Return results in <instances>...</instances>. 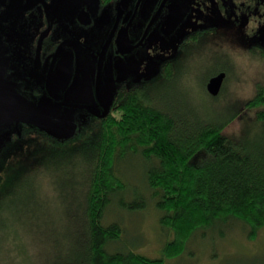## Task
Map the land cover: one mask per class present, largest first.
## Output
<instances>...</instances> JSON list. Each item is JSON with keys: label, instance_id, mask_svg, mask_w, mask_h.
<instances>
[{"label": "trees", "instance_id": "obj_1", "mask_svg": "<svg viewBox=\"0 0 264 264\" xmlns=\"http://www.w3.org/2000/svg\"><path fill=\"white\" fill-rule=\"evenodd\" d=\"M193 31L154 79L119 87L105 114L89 111L69 136L28 123L7 141L0 135V264H166L198 232L228 224L230 234L257 238L264 84L221 120L196 107L185 113L167 84L178 86L181 59L203 37ZM225 70L207 75L204 93L220 96L226 80L217 95L206 85ZM144 212L165 240L159 257L125 240L129 218ZM145 237L140 225L134 239L143 245Z\"/></svg>", "mask_w": 264, "mask_h": 264}, {"label": "rangeland", "instance_id": "obj_2", "mask_svg": "<svg viewBox=\"0 0 264 264\" xmlns=\"http://www.w3.org/2000/svg\"><path fill=\"white\" fill-rule=\"evenodd\" d=\"M133 1L126 0L120 8L118 0H0V22L6 21L12 26L13 36L10 46L12 58L0 54V71L4 68L5 73L0 78V85H6L0 89V97L4 95L5 88L10 87L24 98L17 105L23 113L20 114L18 108H12L13 117L24 114L23 117L35 120L56 135H70L71 127L86 119L90 107L100 113L104 109L101 104L112 103L121 83L119 73V76L128 75V85L139 84L143 78L154 79L162 64L176 57L179 44L188 39L187 35L212 20V28L205 26L203 37L189 45L186 57L181 59L182 68L174 78L175 82L180 81L178 86L167 84L169 89L177 90V93L170 94L175 97L176 105L185 109L196 107L208 112L212 118L217 115L221 120V115L228 116L234 111L239 99L247 105V100L256 92L257 83L264 84V8H259L258 0H246L247 6L241 1L236 8L237 13L232 9L234 0H210L205 6L197 0H170L168 12L162 20L164 36L161 37L158 30H152L145 43L136 47L137 50L126 41L125 25ZM160 1L142 0L130 25H135L133 32L137 27L141 29L144 26L143 22L151 17ZM224 2L231 4L226 6V13L218 11L219 4ZM176 3H182L192 11L181 20V27L175 34L165 30L167 34L164 23ZM262 3L264 7V0ZM83 9L91 12L92 23L79 21L78 16ZM208 12L214 16L210 18ZM116 24L114 39L101 58L100 54L114 33ZM6 30L3 29L9 36ZM51 33L61 35L59 52L54 61L46 59L42 64L33 38L36 37L37 43L44 42ZM132 37L134 34L130 36L131 43L135 40ZM2 44L0 37L1 52L4 49ZM10 68L13 72L8 71ZM220 68L226 69L227 73L223 91L221 93L220 90L218 97L208 96L200 84L207 75ZM206 88L208 90L207 85ZM185 113H189V109ZM209 115L206 117L209 118ZM7 126L2 124L0 130L7 129ZM23 126V123L11 124L9 133L21 132ZM233 126H236L235 123H231ZM227 128L231 130L230 125ZM238 129L236 126L231 132L236 133ZM5 133L6 130L0 131L3 137ZM11 133V136L5 135L6 141L12 138ZM146 213L129 218L130 230L125 240L135 250L159 257L165 240H156L155 234L160 233L159 230L156 233L152 230L159 228L156 218L150 228L146 226ZM140 225L146 236L143 245L134 239ZM228 225L198 232L190 239L185 253L168 259L166 264H264V228L257 238L249 239L247 234L240 232H232L231 235L232 224ZM219 231H222L223 238Z\"/></svg>", "mask_w": 264, "mask_h": 264}, {"label": "flooded vegetation", "instance_id": "obj_3", "mask_svg": "<svg viewBox=\"0 0 264 264\" xmlns=\"http://www.w3.org/2000/svg\"><path fill=\"white\" fill-rule=\"evenodd\" d=\"M112 1L114 2V1H117V0H112ZM118 1H120V0H118ZM134 1L132 3V6L130 5V10L131 11L129 12V18L126 21V25L129 24V21H130V19L132 17V14L134 13V11H138L139 10L140 5H141V2H142V0H136L135 2ZM197 1L200 2V3H202L203 6H205V5H209L208 3H209L210 0H197ZM241 1H243V3L246 4V6H247L246 0H234V3L232 4V9L236 13H237L236 8H237V6L241 5L240 4ZM106 2H108V1H106ZM124 2H125V0H123V3ZM170 2H171L170 0H161L160 3H159V5L157 6L155 12L151 15V17L150 18H147V20H145L143 22L144 26L141 29H140V27H137V29L135 30V32H136L135 34L133 32V30L135 28H132L133 26L131 27L130 26L131 24L129 25V30H128L129 31V35L131 36V34H134V37H132V38L135 39L134 42L132 43V46L135 47L134 49H136L137 46H141V45H143L145 43V41L147 40V38H149V35L152 32V30H155L156 29V30H158V32H159V34H160L161 37L164 36V34L161 31V27L163 25L162 20H163V18L165 17V15L168 12V9H169L168 8V4ZM258 3H259V8H264L263 5H262L263 4L262 3V0H258ZM181 5H184V4L179 3V4L175 5L174 9L168 14L167 20L164 23V27L166 26V23H167L168 19L170 18V16L173 13H175V11ZM228 5H231V4L230 3H227V2L226 3L224 2L222 4H219L218 11H220L222 13H226V11H227L226 6H228ZM122 6H123V4H122ZM248 6H249V8H251V5H248ZM189 11L190 12L192 11V9H190V7H189V10L187 8L186 14L181 18V20L185 16H187L189 14ZM208 13L211 14L212 12H208ZM136 15L134 16V18L136 17ZM213 16H214V14L213 15L211 14L210 15V18L213 17ZM181 20L177 23L176 27L178 25H181V24H179L181 22ZM212 21H207V24L206 25H201L202 28H200V31L198 30L201 33L200 35H203L204 34V31L203 30L206 28L205 26H209L210 25V28H212V26H213V25H211L212 24ZM4 28L7 29L6 31H8L9 36H7V33L5 31H3ZM174 29H172L171 31H173ZM40 31L41 32L43 31V27L40 29ZM164 31H165V29H164ZM171 31H169L168 33H171ZM193 33H194V31H191V34H193ZM0 37H1L2 41H3L2 46H4V49L2 50V52L0 50V54L2 53V54H5L8 58H10V57L12 58V49L10 48V46L13 44L12 26L11 25H8V22H6V21L0 22ZM60 37H61L60 34L59 35H57V34L54 35V33H51L50 36H48L45 39L46 42L45 41L44 42L41 41L40 43H37L36 37L33 38L34 44L35 45L37 44L38 52H39V57L42 60L41 61L42 64L44 63L43 61H45L46 59L47 60H53L54 61L55 55H58V52H59V47L58 46H59ZM25 43H27V41H25ZM23 47H24V45H23ZM33 47L34 46H32V48ZM117 51H118V49H117ZM3 70H4V68H1V71H0V76L1 77L5 75V73H3ZM8 71L13 72V69L10 68ZM119 74H118V76H119ZM11 77H12V75H11ZM14 78H17V77H14ZM129 80H130L129 77L126 80H123L120 83L121 85L119 84L120 85L119 87H121L122 85H126L127 86ZM20 97H22L21 94H20Z\"/></svg>", "mask_w": 264, "mask_h": 264}, {"label": "water", "instance_id": "obj_4", "mask_svg": "<svg viewBox=\"0 0 264 264\" xmlns=\"http://www.w3.org/2000/svg\"><path fill=\"white\" fill-rule=\"evenodd\" d=\"M124 3H123V0H120L119 1L120 8H121L122 4H124ZM186 10H187V6L186 5H181L175 11V13H173L170 16V18L168 19V21L166 23V26H165V30L169 32L172 29H174L176 27L177 23L186 14ZM137 12L138 11H134V13L132 14V17H131V19L129 21V24L125 26V28H126V36H127L126 41L129 42L128 45L131 46V47H133V46H132V43L130 41V38H128L129 37L128 36L129 31L128 30H129V25L133 22L134 16L137 14ZM118 16H119L118 18H120L119 11H118ZM78 19H79V21H81L84 24L91 23L92 20H93L92 15H91V12L87 11L86 9H83L80 12V14L78 16ZM118 21H117V23L119 24ZM118 24H116L114 33L110 37L109 41L106 43V46L103 48L102 53L100 54L101 58H102L104 52L106 51L107 47L109 46V44L114 39V35L116 33V29H117ZM134 27H135V25L132 28H134ZM135 33L136 32H134V34ZM101 61H102V59H101ZM225 76H226V73L224 71H222V72L218 73L217 75L212 76L209 79V81L207 83V87H208V90L210 91V93H212L214 95H217L220 92V90L222 88V83H223V80H224V77ZM0 78H1V76H0ZM127 78H128V75L127 74H121L120 76H118V80L119 81L121 80V82L123 80H126ZM4 86H6V85H0V89H2ZM23 101H24V98L23 97H20V93L18 91H15L13 88H10V87H8V89L5 88L4 95L2 97H0V126L2 124H8V126L6 127L7 129L4 128L3 130H0V131H5L6 130L5 135H10L11 132L9 133V130L8 129L9 128H12L11 127V124H14V125L15 124H18L19 125V123H28V124H32V125L38 126V127L42 128V129L46 130L47 132H49V133H51L53 135H56L52 131H50L49 129H47L46 127H44L43 125L39 124L38 122H35V120H32V119H28L26 117H23L24 114L22 116H15V117H13L14 115L11 112L12 108H18L19 109V107L17 105H19ZM101 105L104 106L103 108L105 110L104 111V114H105L108 111V109H109V107H110L111 104L110 105L101 104ZM19 110H20V114H22L23 113V110L22 109H19ZM89 110L91 112H93V113H97L96 111H94L93 109H91V107L89 108ZM11 115H12V117H11ZM71 128H72V131H74L75 126H73ZM11 131H12V129H11ZM57 136H60V135H57ZM67 136H69V135H67ZM1 137H3V136L1 135Z\"/></svg>", "mask_w": 264, "mask_h": 264}, {"label": "bare ground", "instance_id": "obj_5", "mask_svg": "<svg viewBox=\"0 0 264 264\" xmlns=\"http://www.w3.org/2000/svg\"><path fill=\"white\" fill-rule=\"evenodd\" d=\"M259 18H260V13H259ZM128 36H129V34H128ZM129 38H130V36H129ZM116 42L118 43V37H116ZM119 49V48H118Z\"/></svg>", "mask_w": 264, "mask_h": 264}]
</instances>
